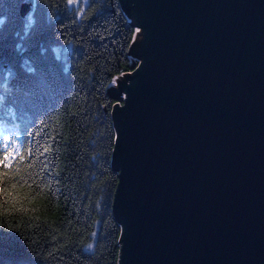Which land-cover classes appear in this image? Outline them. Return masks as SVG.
<instances>
[{
  "label": "water",
  "instance_id": "95a60500",
  "mask_svg": "<svg viewBox=\"0 0 264 264\" xmlns=\"http://www.w3.org/2000/svg\"><path fill=\"white\" fill-rule=\"evenodd\" d=\"M120 1V264H264V0Z\"/></svg>",
  "mask_w": 264,
  "mask_h": 264
},
{
  "label": "trees",
  "instance_id": "16d2710c",
  "mask_svg": "<svg viewBox=\"0 0 264 264\" xmlns=\"http://www.w3.org/2000/svg\"><path fill=\"white\" fill-rule=\"evenodd\" d=\"M24 1L32 4L34 24L19 14ZM4 16L0 158L9 149L13 155L9 176L0 180V264H120L112 164L117 99L108 91L112 78L137 62L130 16L120 0H87L78 9L67 0H0ZM13 183L31 191L18 196ZM90 239L96 250L86 253Z\"/></svg>",
  "mask_w": 264,
  "mask_h": 264
},
{
  "label": "snow or ice",
  "instance_id": "6c2138e0",
  "mask_svg": "<svg viewBox=\"0 0 264 264\" xmlns=\"http://www.w3.org/2000/svg\"><path fill=\"white\" fill-rule=\"evenodd\" d=\"M5 144L8 143L7 140H5L4 142ZM15 144V142H13V145ZM18 151V150H17ZM45 151H48V149L46 148ZM13 153L12 151L9 149V150H6L3 154V157L0 158V167H3L5 169V171L0 174V180H6L7 177L9 176V172L7 171L8 168H10V163H6V161H9L10 160V157H12ZM21 159H23V157L21 156L20 157ZM11 189H18V185L17 184H12L11 185ZM3 193L5 194L6 197H9V205L10 207L12 206H15V202H16V199L17 197H14L13 196V193L12 191L8 188V187H5L2 189ZM31 189L29 187H19L18 189V196L19 195H22V196H27L28 192H30ZM33 201L32 200H29V203H32ZM21 211L23 210V208L21 207L20 209Z\"/></svg>",
  "mask_w": 264,
  "mask_h": 264
},
{
  "label": "clouds",
  "instance_id": "9594fccd",
  "mask_svg": "<svg viewBox=\"0 0 264 264\" xmlns=\"http://www.w3.org/2000/svg\"><path fill=\"white\" fill-rule=\"evenodd\" d=\"M76 2V0H67V4L68 5H73ZM24 20L29 21L30 23H35V20L33 18V9H29V11L27 13H25V15L23 16ZM8 21V17L4 16V17H0V25H3L5 23H7ZM59 46H53V54L55 55L57 49ZM65 48L67 49L68 53L70 55H74V48H72L71 46H65ZM84 252L86 253H93L96 250V243L94 240H89L86 244L83 245V249Z\"/></svg>",
  "mask_w": 264,
  "mask_h": 264
},
{
  "label": "rangeland",
  "instance_id": "374dc122",
  "mask_svg": "<svg viewBox=\"0 0 264 264\" xmlns=\"http://www.w3.org/2000/svg\"><path fill=\"white\" fill-rule=\"evenodd\" d=\"M87 3V0H76V2L73 5H70L71 7L82 8ZM17 144V141H15V145Z\"/></svg>",
  "mask_w": 264,
  "mask_h": 264
}]
</instances>
